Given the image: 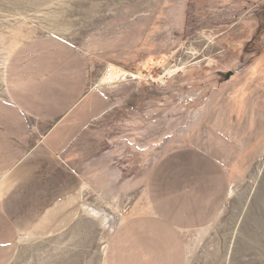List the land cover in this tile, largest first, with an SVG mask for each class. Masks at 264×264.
Masks as SVG:
<instances>
[{"label":"rangeland","instance_id":"374dc122","mask_svg":"<svg viewBox=\"0 0 264 264\" xmlns=\"http://www.w3.org/2000/svg\"><path fill=\"white\" fill-rule=\"evenodd\" d=\"M44 35L72 43L86 89L108 98L77 159L121 181L85 185L74 221L22 236L10 264H104L115 227L148 211L152 167L194 146L224 166L230 192L216 219L183 233L186 264H264V0H0V97L12 50ZM117 67L126 74L103 81Z\"/></svg>","mask_w":264,"mask_h":264},{"label":"crops","instance_id":"0c3cea01","mask_svg":"<svg viewBox=\"0 0 264 264\" xmlns=\"http://www.w3.org/2000/svg\"><path fill=\"white\" fill-rule=\"evenodd\" d=\"M79 56L65 38L44 35L16 46L6 61L0 264L17 256L22 236L47 237L68 227L80 211L85 185L110 188L121 181L106 165L77 159L85 131L108 105L104 91L86 89ZM146 187L148 211L115 227L104 264H186L183 233L216 219L230 192L224 166L196 146L163 155ZM135 188L130 181L128 189Z\"/></svg>","mask_w":264,"mask_h":264},{"label":"bare ground","instance_id":"6f19581e","mask_svg":"<svg viewBox=\"0 0 264 264\" xmlns=\"http://www.w3.org/2000/svg\"><path fill=\"white\" fill-rule=\"evenodd\" d=\"M172 71L173 70H169V71H167V73L169 74ZM124 74H126V72L123 70H119L118 67L117 68H110L103 81H107V82L110 81L111 82L112 80L117 79L120 76H123Z\"/></svg>","mask_w":264,"mask_h":264}]
</instances>
